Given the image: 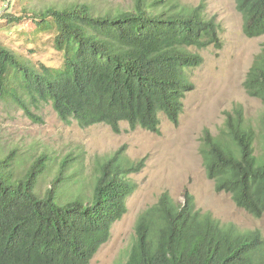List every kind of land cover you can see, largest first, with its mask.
Here are the masks:
<instances>
[{
	"label": "trees",
	"instance_id": "trees-1",
	"mask_svg": "<svg viewBox=\"0 0 264 264\" xmlns=\"http://www.w3.org/2000/svg\"><path fill=\"white\" fill-rule=\"evenodd\" d=\"M236 8L246 36L264 34V0H236ZM33 16L39 30L54 32L62 63L36 65L0 43V96H10L34 120L32 107L51 102L66 123L104 122L119 132L128 121L158 131L160 114L179 121L194 88L188 71L204 58L193 49L222 47L221 26L205 16L203 4L180 0H135L131 9L99 14L87 3H72ZM244 86L264 101V45ZM225 115L217 135L208 128L202 134L207 175L217 191L264 215V115L259 128L241 105ZM122 155L119 149L99 164L89 200L66 202L58 193L63 169L42 195L43 156L18 178L14 151L0 158V264H89L127 212L134 190L128 174L142 169V162L125 163ZM184 196L180 203L165 192L139 215L125 264H264L260 229L223 223L197 208L193 194Z\"/></svg>",
	"mask_w": 264,
	"mask_h": 264
},
{
	"label": "rangeland",
	"instance_id": "rangeland-1",
	"mask_svg": "<svg viewBox=\"0 0 264 264\" xmlns=\"http://www.w3.org/2000/svg\"><path fill=\"white\" fill-rule=\"evenodd\" d=\"M182 4H203L206 17L221 26L222 47L193 50L204 61L188 71L194 88L184 99L179 121L160 114L158 131L120 122L116 132L101 122L82 127L76 120L60 119L51 102L33 106L34 120L10 96H0V158L14 151L12 170L22 176L43 156L44 172L37 191L45 194L63 169L59 184L61 202L74 198L90 199L99 164L122 149L125 163H143L138 172L128 174L134 190L127 197V212L114 223L109 240L89 264H125L133 243L139 215L154 205L161 194L178 202L185 192L194 195L197 208L210 212L223 223L233 222L242 229H260L264 235V215L257 216L237 205L231 193L217 191L207 175L202 152L203 131L217 135L225 123V112L243 106L246 117L257 128L264 115V101L251 96L244 86L247 73L264 45V34L248 37L243 32V17L236 0H180ZM135 0H0V43L22 58L60 66L62 52L54 47V32L41 31L33 16L48 7L87 3L97 14L107 10L131 9ZM23 16L13 21V17ZM12 20V21H10ZM67 160L65 166L62 161Z\"/></svg>",
	"mask_w": 264,
	"mask_h": 264
}]
</instances>
